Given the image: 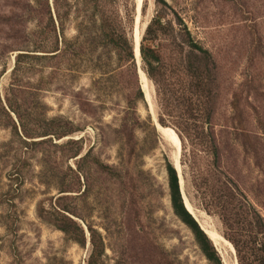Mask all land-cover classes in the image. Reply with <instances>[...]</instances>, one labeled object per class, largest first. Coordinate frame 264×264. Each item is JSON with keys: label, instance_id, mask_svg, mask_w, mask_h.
<instances>
[{"label": "rangeland", "instance_id": "1", "mask_svg": "<svg viewBox=\"0 0 264 264\" xmlns=\"http://www.w3.org/2000/svg\"><path fill=\"white\" fill-rule=\"evenodd\" d=\"M70 4L63 0L56 6L54 0H0V264H210L171 209L165 164H173L177 154L181 191L202 210L193 197L188 169L181 163L186 158L181 142L176 153L157 131L155 85L142 71L141 58L137 61L134 55L137 81L142 90L141 74L149 81L150 102L144 94V100L130 110L127 77L123 82L109 72L117 66L114 52L105 70L93 61L86 62L71 79L66 71L53 74L48 66L39 70L38 60L29 56L18 66L15 56L23 52L19 47L24 45L23 33L36 30L38 21L45 23L49 11L53 17L55 9L69 12L65 36L70 39L78 26L97 27L103 10L134 48L135 32L141 30L144 47L160 56L158 80L166 89L172 114L179 115L187 106L182 99L193 91L184 70L188 44L199 45L208 52L205 72L214 94L210 107L215 111V129L241 124L255 132L248 138L224 135L228 146L222 163L264 216V198L259 193L264 190V0H96L86 6L81 1ZM89 15L95 24L88 23ZM151 20V29L145 33L146 27H142ZM103 53L101 47L96 48L92 56L99 59L96 65L104 64L108 56ZM190 60L198 64L199 57L191 55ZM74 94L89 103L84 105ZM234 97L240 116L232 118ZM38 101L46 105V117L61 116L74 130L42 144L31 141L44 137L27 139L29 145L24 147L12 128V122L18 126V118L8 103L31 127ZM189 106L195 107L193 103ZM125 118L126 130L122 129ZM69 139L81 140L72 144L67 143ZM78 147L79 154L72 156ZM42 172L45 184L40 182ZM62 186L70 190L65 193V203L73 213L69 215L83 227V246L67 240L37 216L38 203L48 208ZM202 211L222 236L219 218ZM92 230L100 235L97 251L90 242ZM218 253L223 264H236L235 254L227 246Z\"/></svg>", "mask_w": 264, "mask_h": 264}, {"label": "trees", "instance_id": "2", "mask_svg": "<svg viewBox=\"0 0 264 264\" xmlns=\"http://www.w3.org/2000/svg\"><path fill=\"white\" fill-rule=\"evenodd\" d=\"M57 1L59 0H54V5ZM63 1H66L69 6L72 2L81 1L86 6L91 1L95 3L96 0ZM54 11V17L50 11L48 12L45 23L37 22L36 30L23 33L21 42L24 45L19 46L23 52L16 54V64L18 63L19 66L21 59L29 56L38 60L39 70L48 66L53 74L66 71L71 79L76 76V72H79L82 64L86 62L91 64L93 61L95 62L93 65L105 70L106 66H110L112 59L110 53L114 52L117 66L109 72L113 77L117 76L120 80H124V76L127 77L129 81L127 109L134 110L135 105L144 100V93L137 81L132 41L128 39L125 33L117 31L113 20L107 18L103 10L100 11L97 27L81 28L78 26L76 27V35L68 39L65 36V23L68 20L69 12H60L58 9ZM84 21L87 22V19ZM152 22L153 20L147 24L145 33L150 31ZM88 23H94L93 17L90 15L88 16ZM143 39L142 36L139 46L142 71L155 85L159 107L157 121L161 126L172 129L181 142V149L184 150L183 156L186 154V158L182 159L181 163L188 169L189 181L197 205L206 213L216 215L221 221L222 236L233 246L236 264H264V216L222 163L223 152L228 146L227 141L223 139L224 135L233 133L236 136L248 138L252 135L250 133L255 132L241 124L237 127L220 125L219 129H215L216 123L213 122L215 111L210 107L214 94H211V80L206 73L208 52L192 41L188 44V62L184 70L190 77L188 87L192 88L193 91L190 90V94L182 99L183 103H187L186 108L179 115H173L169 106V99L166 97V89L158 80L161 68L160 56L154 49L144 47ZM97 47H101L104 50V56H108L104 58L103 65H96L100 64L99 59L92 57ZM191 55L199 57L198 64L192 63ZM77 60L79 63L76 62ZM46 61L48 62L46 63ZM66 63L68 67H65L64 64ZM61 66L64 67L63 70H61ZM106 71L102 73L106 74ZM125 81L126 79L123 82ZM39 89L41 90V88ZM74 96L78 100H84L80 95L74 94ZM83 102L85 105L89 103V100ZM178 102H180L179 98ZM236 102L237 98L234 97L232 118L237 115L240 116ZM192 103L195 107L189 106ZM8 109L13 111L18 118V126L12 122V128L15 135L18 136L20 144L24 147L29 145L27 139L44 137L31 141L32 144H42L50 142L52 137L59 139L74 130L70 122L65 121L61 116L46 117V105L40 101L36 103L34 122L31 127L22 121V115L13 109L10 103H8ZM5 112L11 119L8 112L6 110ZM168 118L171 119L169 123L166 122ZM187 120H191V122L187 123ZM167 124L170 126H166ZM123 128L124 130L127 128L126 118L122 124ZM230 130L234 132H230ZM79 140L81 139H69L67 143L77 144ZM240 144L243 145L241 142ZM186 145L189 146L187 151L185 150ZM80 150L81 147H78L71 153L72 156L78 155ZM86 155L87 153L80 158L82 159ZM43 164H45V160H43ZM101 167L105 168L102 164ZM20 168L18 163V174ZM165 171L173 214L190 230L204 258L210 264H223L212 242L185 208L179 176L171 162H166ZM44 176L45 174L42 172L40 182L43 184L47 183ZM57 190L59 195L55 197L48 208L44 207L43 203H38L37 216L61 231L67 240L83 246L85 241L83 227L69 215V213H73L65 203V199H67L65 193L70 190L64 186L58 187ZM259 193L264 198V190H260ZM90 242L94 251H97L101 242L100 235L95 230H92L90 234ZM87 264H90L89 261Z\"/></svg>", "mask_w": 264, "mask_h": 264}, {"label": "bare ground", "instance_id": "3", "mask_svg": "<svg viewBox=\"0 0 264 264\" xmlns=\"http://www.w3.org/2000/svg\"><path fill=\"white\" fill-rule=\"evenodd\" d=\"M146 25H147V23H144V25L142 27V30L146 27ZM140 31H136L135 32V37H134L135 48L133 47V51L135 50L134 51V55L136 56L137 61L140 60V53H139V41H140V35H141ZM141 82L143 84V91H144L145 97L150 102L149 81L147 80V78L143 74H141ZM152 114L154 116V119L156 120L155 115L153 113V110H152ZM157 131L162 136L163 139H165L171 145H173V147L176 149V153H178V150L180 149V142H179L178 137L174 133V131L172 129H169V128H166V127H163V126H160V125L157 126ZM173 165L176 167L178 176L180 177V183H181V169H180V164H179V161H178L177 154L173 158ZM181 192H182L183 201H184L187 209L198 220V222L200 223L201 227L204 229V231L207 233V235L212 239L217 251L221 252L222 248L224 246H227L230 249L231 252H234V249L231 246V244L228 241H226L219 234V232L215 229L214 225L210 221L209 216L206 215L202 210L197 209L196 207H194L189 202L187 197L185 196L183 190Z\"/></svg>", "mask_w": 264, "mask_h": 264}, {"label": "water", "instance_id": "4", "mask_svg": "<svg viewBox=\"0 0 264 264\" xmlns=\"http://www.w3.org/2000/svg\"><path fill=\"white\" fill-rule=\"evenodd\" d=\"M156 128V127H155ZM174 166V165H173ZM174 168L176 169V167L174 166ZM183 203H184V201H183ZM184 206H185V208L187 209V207H186V205H185V203H184ZM187 211L190 213V211L187 209ZM191 214V213H190ZM191 216L193 217V219L196 221V223L198 224V226L200 227V229L207 235V233L204 231V229L201 227V225H200V223L198 222V220L191 214ZM207 237L209 238V240L212 242V244H213V246L215 247V245H214V243H213V241H212V239L207 235ZM215 249H216V247H215ZM217 250V249H216ZM235 261H236V259H235Z\"/></svg>", "mask_w": 264, "mask_h": 264}]
</instances>
